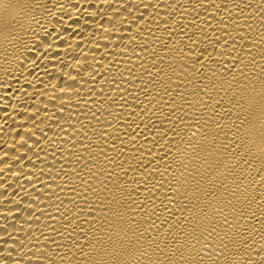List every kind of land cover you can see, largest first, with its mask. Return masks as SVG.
Segmentation results:
<instances>
[{"label":"bare ground","instance_id":"obj_1","mask_svg":"<svg viewBox=\"0 0 264 264\" xmlns=\"http://www.w3.org/2000/svg\"><path fill=\"white\" fill-rule=\"evenodd\" d=\"M18 7L0 20V264H264V146L242 137L264 0Z\"/></svg>","mask_w":264,"mask_h":264},{"label":"clouds","instance_id":"obj_2","mask_svg":"<svg viewBox=\"0 0 264 264\" xmlns=\"http://www.w3.org/2000/svg\"><path fill=\"white\" fill-rule=\"evenodd\" d=\"M19 0L14 5H9L5 0H0V20L11 22V20L19 13ZM246 98V117L247 123L244 128V137L248 142L255 143L257 146H264V91L253 90ZM227 167V163L225 164ZM224 169L217 172V176L222 175ZM215 179V177H213ZM113 252H117V248H112ZM105 264H145L138 255H126L123 259L117 260L115 257L104 259Z\"/></svg>","mask_w":264,"mask_h":264}]
</instances>
